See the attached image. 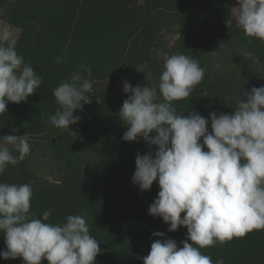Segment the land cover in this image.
<instances>
[{"label":"trees","instance_id":"16d2710c","mask_svg":"<svg viewBox=\"0 0 264 264\" xmlns=\"http://www.w3.org/2000/svg\"><path fill=\"white\" fill-rule=\"evenodd\" d=\"M230 1L145 0L143 5L140 0H0L1 20L20 30L18 55L43 77L27 101L8 103L7 111L0 114V136L27 134L44 141L47 157L59 173L58 183L38 179L30 152L23 161L9 165L0 182L31 183L30 210L41 217L51 209V223H63L68 215L85 217L90 235L100 242L95 264H144L156 239L170 238L182 247L186 227L169 232L161 217L149 215L160 190L158 182L141 191L132 181L137 154H154L156 148L140 137L131 142L122 139L127 126L119 116L121 90L114 85L141 79L140 70L152 63L160 41L157 16L167 13L179 23L175 54L192 56L205 70L190 96L173 102L177 111L186 115L195 111L206 119L211 111L230 114L241 96L246 99L243 92L264 86V40L227 26ZM245 50L250 55H242ZM56 57L63 62L57 64ZM81 63L92 69L87 77L94 81L91 103L74 112L80 117L78 123L56 128L47 122L58 107L53 89L74 71H82L77 68ZM13 128L19 131L13 133ZM157 231L165 236H153ZM6 250L0 232V251ZM201 252L213 264L217 259L224 264H264V229ZM0 264L24 261L0 257Z\"/></svg>","mask_w":264,"mask_h":264},{"label":"clouds","instance_id":"9594fccd","mask_svg":"<svg viewBox=\"0 0 264 264\" xmlns=\"http://www.w3.org/2000/svg\"><path fill=\"white\" fill-rule=\"evenodd\" d=\"M238 5L235 22L246 36L264 40V0H238ZM15 46L12 32L0 29V114L9 102L27 101L43 83ZM62 62L56 57L57 64ZM77 68L82 71L53 89L58 107L47 122L56 128L78 123L74 112L91 103L94 81L87 77L92 69L82 63ZM204 75L198 60L173 54L164 62L158 87L123 82L130 95L119 112L127 126L122 139L140 137L156 148L154 154H137L132 181L141 191L158 182L149 215L161 217L169 232L187 228L182 247L154 232L163 239L151 244L144 264H213L201 249L264 229V86L243 92L246 99L241 96L230 114L211 111L206 119L195 111L178 112L173 102L188 98ZM30 149L27 134L0 136V175L23 161ZM33 194L31 183L0 182V232L7 248L0 257H20L24 264H95L100 242L90 235L86 218L68 215L63 223H51V209L41 217L30 210Z\"/></svg>","mask_w":264,"mask_h":264},{"label":"rangeland","instance_id":"374dc122","mask_svg":"<svg viewBox=\"0 0 264 264\" xmlns=\"http://www.w3.org/2000/svg\"><path fill=\"white\" fill-rule=\"evenodd\" d=\"M140 3L144 5L145 0H140ZM231 20L227 23V26L233 30L236 28L242 29L238 23H236V18L238 16V0H231ZM4 11L0 8V29L8 28L12 34L13 38L18 40L20 35V30L15 26H12L7 21L1 20ZM157 17L160 20V29L157 35L160 37V41L157 47L153 49V61L151 64H146L140 70L142 77L136 83H132L133 86L140 85L142 87L153 86L158 87L160 75L163 71V65L165 60L171 55L175 54V48L178 46L179 38L181 37L179 31V23L174 16L168 15L167 13H161ZM243 30V29H242ZM114 85V84H113ZM118 90H121L122 101L128 98L130 93H125L123 91V86L121 84L114 85ZM29 142L31 144L30 152L32 153L31 167L33 172L37 175L38 179L48 181L49 183H58V167L53 165V163L47 157L45 152L46 143L35 137L28 136ZM40 144V147L34 146L35 144Z\"/></svg>","mask_w":264,"mask_h":264}]
</instances>
